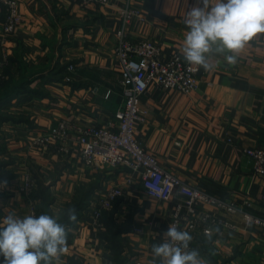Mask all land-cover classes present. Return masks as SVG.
<instances>
[{"label":"crops","instance_id":"obj_1","mask_svg":"<svg viewBox=\"0 0 264 264\" xmlns=\"http://www.w3.org/2000/svg\"><path fill=\"white\" fill-rule=\"evenodd\" d=\"M17 1L23 23L7 37L0 4V74L6 76L0 103L10 99L0 109V181L7 180L0 187V222L12 211L20 217L56 214L67 224L63 213L75 207L67 251L53 264H149L151 245L162 241L183 198L162 202L145 195L140 174L87 166L74 135L65 143L66 153H59L55 142L40 148L34 141L60 121L79 128L114 122L124 101L122 66L115 56L122 7L141 11V19L130 25L132 39L152 41L163 57H183L184 20L195 0H110L106 7L82 0ZM209 62L208 71L198 67L199 88L191 94L149 86L136 138L189 185L223 200H261L264 178L253 175L244 149L264 151V34L237 54L235 64L216 53L209 54ZM28 179L35 181L29 195L21 190ZM113 187L125 195L98 226L93 211ZM262 206L255 212L263 215ZM202 210L237 227H216L210 236L197 233L193 249L204 264H264L263 229L246 227L241 215L212 206Z\"/></svg>","mask_w":264,"mask_h":264},{"label":"built area","instance_id":"obj_2","mask_svg":"<svg viewBox=\"0 0 264 264\" xmlns=\"http://www.w3.org/2000/svg\"><path fill=\"white\" fill-rule=\"evenodd\" d=\"M109 6L110 0H82ZM6 9L2 24L4 37L14 34L23 23L17 0H0ZM121 29L117 34L118 44L115 56L122 66L121 85L124 101L115 113L114 122L106 128H79L68 121H60L53 129L38 135L35 145L40 148L54 142L59 153L68 152L65 143L71 135L81 148V158L89 166L123 167L130 174L141 175L146 196L165 202L172 197H182L173 213L171 223L188 231L193 240L198 232L210 236L214 228L235 230L237 227L219 213L203 211V206H212L217 212L241 215L246 227L254 226L264 230L263 215L256 213L257 207L264 209V198L255 200L245 197L240 202L217 198L200 187L185 183L181 178L165 170L159 159L145 150L136 138V125L145 121L141 109V99L150 85L161 89H171L183 94H191L199 88V68L190 66L183 57L171 55L163 57L160 47L150 40H134L130 37V25L135 18L141 19V11L130 5L119 10ZM70 70L74 67L70 66ZM253 175L264 178V151L256 148L244 149ZM130 182V181H129ZM35 181L28 179L22 191L29 195ZM121 187H113L100 198L93 211L95 224L102 225L104 213L112 211L118 199L124 197ZM193 240L190 248H193ZM82 264H93L85 262ZM135 264H143L137 261Z\"/></svg>","mask_w":264,"mask_h":264},{"label":"clouds","instance_id":"obj_3","mask_svg":"<svg viewBox=\"0 0 264 264\" xmlns=\"http://www.w3.org/2000/svg\"><path fill=\"white\" fill-rule=\"evenodd\" d=\"M188 29L180 51L190 66L213 68L209 54L235 64L237 54L256 36L264 34V0H195L184 20ZM7 180L0 181L6 187ZM63 216L42 213L20 217L12 211L0 222V264H53L67 251L75 207ZM192 235L169 224L162 241L151 245L149 264H204L198 249L190 248Z\"/></svg>","mask_w":264,"mask_h":264},{"label":"trees","instance_id":"obj_4","mask_svg":"<svg viewBox=\"0 0 264 264\" xmlns=\"http://www.w3.org/2000/svg\"><path fill=\"white\" fill-rule=\"evenodd\" d=\"M2 81H3V79L0 81V84L2 83ZM10 99H4V101H2L1 103H0V109H1V107H7V103H8V101H9ZM2 108V109H3ZM4 111H1L0 112V123L2 122V120L4 119V113H3ZM84 205V204H83Z\"/></svg>","mask_w":264,"mask_h":264},{"label":"rangeland","instance_id":"obj_5","mask_svg":"<svg viewBox=\"0 0 264 264\" xmlns=\"http://www.w3.org/2000/svg\"><path fill=\"white\" fill-rule=\"evenodd\" d=\"M5 77H6L5 75L0 74V81H1L2 79H4Z\"/></svg>","mask_w":264,"mask_h":264}]
</instances>
